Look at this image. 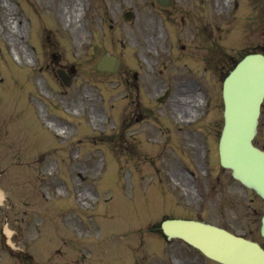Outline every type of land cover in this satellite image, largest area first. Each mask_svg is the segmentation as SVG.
<instances>
[{
  "label": "rangeland",
  "instance_id": "rangeland-1",
  "mask_svg": "<svg viewBox=\"0 0 264 264\" xmlns=\"http://www.w3.org/2000/svg\"><path fill=\"white\" fill-rule=\"evenodd\" d=\"M240 1L228 34L217 39L226 46L224 60L239 57L251 33L239 23L240 36L233 34L251 9V0ZM1 2L12 10L0 8V264H193L198 256L186 243L163 237L164 216H199L264 245V203L219 165L217 132L209 137L211 178L196 182L209 195L204 205L187 206L184 182L167 177L183 171V146L192 141L177 120L182 106L174 95L189 84L183 62L193 58L195 75L203 62L198 51L192 57L180 50L187 40L188 48L204 43L202 34L194 44L189 39L190 14L219 23L216 10L229 0H175L167 10L155 0ZM125 9L134 11L131 21L123 19ZM12 42L27 54L18 55ZM105 51L121 58L115 73L95 67ZM71 64L75 73L65 85L56 68ZM165 84L174 96L157 102ZM208 85L210 117L220 125L221 80L211 75ZM194 138L201 159L198 133ZM254 141L264 148V100Z\"/></svg>",
  "mask_w": 264,
  "mask_h": 264
},
{
  "label": "water",
  "instance_id": "water-1",
  "mask_svg": "<svg viewBox=\"0 0 264 264\" xmlns=\"http://www.w3.org/2000/svg\"><path fill=\"white\" fill-rule=\"evenodd\" d=\"M118 63L115 56L104 55L97 67L114 71ZM223 96L226 123L219 144L221 163L232 168L235 177L264 197V151L251 142L256 132L259 104L264 96V56H244L226 77ZM162 226L168 236L182 237L224 263L264 264V250L258 243L214 225L194 220L166 219ZM261 234L264 236V215Z\"/></svg>",
  "mask_w": 264,
  "mask_h": 264
},
{
  "label": "flooded vegetation",
  "instance_id": "flooded-vegetation-1",
  "mask_svg": "<svg viewBox=\"0 0 264 264\" xmlns=\"http://www.w3.org/2000/svg\"><path fill=\"white\" fill-rule=\"evenodd\" d=\"M201 27L203 29L196 28V26L193 24L192 40L196 41V35L199 33H202L201 30L206 31L207 34L211 32V30L208 31V25H206L205 23H203L201 25ZM251 41H253V39H251ZM216 46H217V48H215V50L218 51L217 55H219V56L223 55L224 56V54H223L224 44L221 45L219 43H216ZM246 47L253 48L254 45L249 44V42L241 44V49H244ZM196 50L199 52V56H201V60L204 61L207 65L211 66L212 61H216L218 63L217 65H214V67H215L214 69H215V71H218V74L225 73L227 71V68H228L227 67L228 66L227 60L224 61L221 57L215 58L213 48L210 47V44L204 43L202 47L199 45H198V47H194L192 49V56L195 55ZM205 69H208V67H205ZM208 81H210V79H208ZM188 82H191V80L188 79ZM195 93H196L195 88L190 84H188L184 90L180 91V95H181V97H183V99H195ZM187 104L188 103H186V105ZM186 108L192 109V105L186 106ZM193 109H194V107H193ZM190 113H191V110L188 109V110L183 112V115H188Z\"/></svg>",
  "mask_w": 264,
  "mask_h": 264
},
{
  "label": "bare ground",
  "instance_id": "bare-ground-1",
  "mask_svg": "<svg viewBox=\"0 0 264 264\" xmlns=\"http://www.w3.org/2000/svg\"><path fill=\"white\" fill-rule=\"evenodd\" d=\"M9 7H11V6H9V5H6L5 3H0V8H3L4 9V11H8V10H12V8H10L9 9ZM5 13V12H4ZM10 14H11V12H9ZM8 14V13H7ZM7 16V15H6ZM12 16H10V15H8L7 16V19H10ZM12 21V23L14 22V20H11ZM64 21L66 22V24L67 23H69V22H71V19H68L67 17L65 18V16H64ZM11 27H14L15 28V33L17 34L18 32H20V27H19V25H18V23H17V21H16V24L15 25H11ZM13 44H14V48H15V43L14 42H12ZM15 50H16V52H17V54L18 55H21V54H27V52H26V50H24V51H22V50H20V49H18V48H15ZM182 100V102H184V103H188L187 105H185V106H190V105H192V109H193V107H195L194 105H196V99H181ZM191 100H193L194 101V103L191 101ZM193 103V104H192ZM183 104V103H182ZM183 106H184V104H183ZM184 106V108H186ZM187 109H191V108H187ZM51 126H52V124H50Z\"/></svg>",
  "mask_w": 264,
  "mask_h": 264
}]
</instances>
